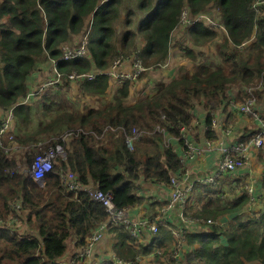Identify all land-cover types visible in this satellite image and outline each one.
I'll return each mask as SVG.
<instances>
[{
  "label": "trees",
  "instance_id": "trees-1",
  "mask_svg": "<svg viewBox=\"0 0 264 264\" xmlns=\"http://www.w3.org/2000/svg\"><path fill=\"white\" fill-rule=\"evenodd\" d=\"M136 1L139 11L146 13L139 26L142 42L130 29L132 15L125 18L124 31L119 34L122 0H0V108L14 111L15 141L27 146L45 134L58 137L66 129L85 131L67 143V160L46 173L43 187L25 174L9 175L6 170L15 167L17 159L0 150V216H16L28 227L23 233L15 226L0 227V264L58 260L67 250V240L76 237L77 245L84 246L90 234L108 219L104 204L87 190L70 191L61 184V169L74 171L85 185L93 182L112 196L118 209L130 208L144 200L139 195L140 180L168 183L182 169L183 162L166 142L165 132L184 144L181 128L191 126L197 103L209 110L207 139L215 136L214 111L227 108L235 99L229 96L233 85L243 87L235 99L241 102L249 98L247 88H252L264 116V89L259 88L264 80V5L257 14L252 7L254 0ZM186 7L192 17L217 8V15L212 16L225 27L224 38L219 41L217 30L205 22L180 27ZM177 27L192 45L214 43L216 59L199 60L204 52L197 53L187 44L184 50L194 61L193 71L180 66L171 82H159L154 94L134 104L127 103L129 80H124L111 98H103L110 85L106 73L77 80L81 92L100 99L98 107L85 110L70 106L63 84L58 83L43 95L36 93L41 114L48 120L41 119L39 126L31 128L34 107L23 101L32 92L31 77L45 70L51 59L57 60L65 86L70 85L72 72L105 71L120 55L130 59L138 56L146 68H156L168 60ZM83 35H87L88 56L61 60L64 44L71 40L79 44ZM245 42L249 43L241 49ZM133 129L143 135L130 149L126 137ZM32 161L33 155H28L29 166ZM14 202L21 203L20 213L14 209ZM219 202L220 198L203 202L194 214L217 219L222 213L233 219L224 226L191 230L186 238L195 247L185 264H264V208L241 216L233 212L246 203L243 198L223 209ZM214 205L217 208L212 210ZM109 230L117 235V258L135 260L142 253L164 248L159 264H173L172 250L164 243L166 237L156 235L153 244L143 248L124 226L110 225ZM160 230L170 235L166 227Z\"/></svg>",
  "mask_w": 264,
  "mask_h": 264
},
{
  "label": "built area",
  "instance_id": "built-area-1",
  "mask_svg": "<svg viewBox=\"0 0 264 264\" xmlns=\"http://www.w3.org/2000/svg\"><path fill=\"white\" fill-rule=\"evenodd\" d=\"M264 5V0H254L252 7L257 14L262 11V6ZM205 22L210 27L217 30L219 36H221L225 31V27L213 16L207 13H200L195 17L191 16L188 8H184L182 15L180 17V27L186 29L187 27L193 25L196 22ZM178 28V27H177ZM176 28V29H177ZM175 29V30H176ZM219 40V39H218ZM243 43L240 48L244 49L246 44ZM87 35L81 38L79 44H68L63 46V54L61 60H69L78 57H87ZM132 62L133 70L131 73H126L122 71L125 63ZM50 63L54 65V75L48 79V81L42 86V89L50 86L62 83L63 75L57 70V60L51 59ZM165 64V63H164ZM163 65V64H162ZM147 68L144 66L142 59L138 56H134L133 59L125 55L118 56L113 64L105 71L88 72L84 74H79L77 72H72L69 75V80L77 81L81 78L92 79L99 73H106L109 78L115 81L122 82L124 80H129L133 82L137 80L143 71ZM260 89H264V80L259 84ZM38 92V91H37ZM31 92L27 99L23 103H27L29 98L37 93ZM246 93L249 94V98L244 101H236L235 99L231 101L230 107L237 111L243 112L244 114L254 116L261 121L258 133L253 139V144L256 147L262 146L264 144V116L262 115L261 108L256 104L257 99L253 96V89L248 87ZM7 114L0 119V150L8 157H15L17 159V165L13 168H9L6 172L13 176L15 173H22L26 176L32 178L39 185H45V175L55 169L57 164L61 161H66L68 158L69 143L75 137H78L81 133L85 131L82 129H69L59 137L49 138V139H39L32 144L27 146L20 145L15 141V118L14 111L12 108L6 110ZM113 129V128H112ZM186 127L181 128V135L184 138L185 145L187 144L186 138ZM105 134V131L102 135ZM143 135V132L139 129H133V133L126 137V143L130 149L133 148L134 142ZM166 135V132H165ZM248 145L250 142L245 144L233 145L231 147L221 146L222 156L219 160L217 171L214 174L203 175L197 179V182L201 184H216L219 174L231 173L239 168L244 167L249 160V155L247 152ZM189 147L192 148L191 144ZM23 152L18 156V152ZM201 152L194 148L189 154L191 157ZM24 156V160H27L28 155H33L32 164L22 168V164L19 163L21 156ZM190 176V170L183 162V167L178 173H174L168 182L172 188L171 198L168 200L167 204H164L156 213L155 220L148 218H143L140 220H134L130 214L129 208L118 209L112 199L110 194L103 193L96 187H89L81 182L77 173L70 169H61L60 178L61 184L70 191H81L87 190L90 195L97 201L104 204L106 211L108 213V219L105 223L101 224L96 228L90 236L86 239V244L80 247V251L67 261L55 260L48 264H76L78 260L87 259L91 257L94 248L97 243H99L104 236L105 231L110 225L124 226L129 230L130 234L137 242H141V239L148 232L151 234L157 233L161 227H166L172 237H173V248L170 256L171 261H175L181 258V250L185 245L186 236L191 231L194 230L196 226L202 225H220L224 226L226 222L221 219L196 217L187 210V202L191 199V195L194 190V184L188 182ZM249 195L252 197L250 205L248 207L241 208L239 214L249 211L254 204L253 189L251 187H246ZM14 209L20 213L22 206L20 202H15L13 204ZM172 212L176 213V219H171L170 214ZM170 220L172 223H170ZM19 219L15 216L9 219H4L0 216V227H12L14 223L18 222ZM160 258V261L164 258V254L161 250L155 249L153 252ZM107 264H140V256L135 260H123L121 258H114Z\"/></svg>",
  "mask_w": 264,
  "mask_h": 264
},
{
  "label": "crops",
  "instance_id": "crops-1",
  "mask_svg": "<svg viewBox=\"0 0 264 264\" xmlns=\"http://www.w3.org/2000/svg\"><path fill=\"white\" fill-rule=\"evenodd\" d=\"M141 42L139 41V44H141ZM71 43H73L72 40L66 42L64 45ZM188 44L194 48L197 53H206L203 60L216 57L217 50L215 49V46H211L212 43H207L203 46H195L190 43V40H188ZM172 63H169L167 66L163 64L156 68H147L142 72L137 80L130 82V95L127 103L134 104L140 99L154 94L155 88L159 82H171L180 66H186L187 63L194 64V61L186 55V58L183 60L175 61L173 64ZM187 69L191 71L193 70V68ZM132 70L133 65L131 62L125 63L122 68V71L126 73H131ZM52 75H54V65L49 62L45 70L36 72L31 77V83L33 87V90L31 91H39V87L44 85L48 79L52 77ZM123 82L124 81L119 82L109 78L110 85L107 92H110L112 88H114V94H116L117 90L122 87ZM70 86L73 88V90L76 89L79 96L86 95L79 89L77 81L72 80L70 82ZM242 88L243 87L240 84L233 85L229 96L238 100L239 93L243 91ZM38 100L39 98L35 97L34 102H37ZM28 104H32V102H29ZM38 106L41 107V104ZM5 113L7 114L4 109L0 108V119L5 116ZM194 115L195 117L191 126L186 130V145L182 144L177 137L169 133L165 135L166 142L172 145L175 152L179 155L181 161L185 162L186 166L190 170L188 182H192L194 184V190H196H193L190 199L192 200V214L195 215L194 212L199 211L203 202L206 203L209 201H214L215 198H220L221 202H219L217 205H221L222 209L224 206L230 207V203H233L238 198H243L246 200V203L243 204L241 208L248 207L252 197L249 195L246 187H251L253 189V196L255 199L253 207L245 213L239 214L241 208L235 210L233 213H238L242 216L264 208V144L259 147H256L253 144V139L259 131L261 121L254 116L237 111L228 105L227 108L226 106L220 107L217 108L213 113V131L215 136L213 139H207V118L209 116V110H206L203 105L197 103ZM248 142H250V145H248L247 149L249 160L244 167L239 168L231 173L219 174L216 184H201L197 182V179L200 176L214 174L217 171L219 160L222 156L221 146L224 145L231 147L233 145L245 144ZM189 144H191L192 148L189 147ZM194 148L198 149L201 153L191 157L189 154ZM139 185L141 187L139 195L143 197L144 200L141 204L130 207V214L134 220H140L143 218L151 219V217L155 216L156 213L159 212V208L161 206L167 204L172 195V188L168 183H157L145 180H140ZM88 186L95 187L93 182H90ZM217 205L212 206L211 209L215 210ZM170 217L171 219H176V213L172 212ZM216 218L221 219L226 223L233 219L231 215L228 216L222 213H219ZM23 225H25V227H22L21 229L20 227ZM205 226L206 225L196 227L198 229H203ZM16 227L21 233L27 230V224L22 220L18 221ZM196 227L195 230H197ZM24 228L25 230H23ZM166 232L167 231L159 230L156 234H151L148 232V235L146 233L141 239L143 248L152 245L155 240V236L158 235L159 238L166 237L164 242L165 246H167V249L171 251L174 240L171 233L169 235V233L167 232L166 234ZM116 236L117 235L115 232H112L109 230V228H107L103 239L97 244L91 257L78 260L76 264H107L112 261L117 255L114 249V246L117 242ZM79 246L80 245H77V238L71 237L69 240H67V250L65 254L60 257L59 260L68 262L77 254L78 251H80ZM155 247H157V245ZM194 247L195 246L192 247L190 244H188L186 238L185 245L181 250V258L175 260L173 264H185L188 253L191 252ZM155 249L152 252L149 251L147 253H142L140 255V264H159L160 258L153 253ZM160 250L163 251L164 248ZM246 264L261 263L259 261H254L247 262Z\"/></svg>",
  "mask_w": 264,
  "mask_h": 264
},
{
  "label": "rangeland",
  "instance_id": "rangeland-1",
  "mask_svg": "<svg viewBox=\"0 0 264 264\" xmlns=\"http://www.w3.org/2000/svg\"><path fill=\"white\" fill-rule=\"evenodd\" d=\"M160 1L161 0H155V3L157 4ZM217 13H218V10L215 7H211L210 10L207 12V14L210 15V16L217 15ZM129 15H132L131 16L132 25H131L130 29H132V31L135 32V34L137 35V39H139L141 41L142 38H141V35H139V26L141 24V21H142L143 17L146 15V13H142V12L139 11L138 3H137L136 0H122V11H121V18L122 19L119 21V24L117 26L119 34L122 35V33L124 31L123 22H124L125 18L127 16H129ZM182 31L183 30H179V27L176 30L173 31L171 47H170L171 49H170V54H169L170 56H169L168 60L165 62L166 66L169 63H172V62L175 63V61H180V60H183L184 58H186V51L184 50V48L188 44V40L184 38V35H183ZM222 35L224 36V33ZM222 35L219 36V38H218L219 41L224 38ZM79 40H81V38H79ZM78 43H79V41H78ZM211 46L214 47L215 44L212 43ZM215 49H216V46H215ZM180 51L183 52L184 54L181 53ZM205 55H206V53H204L203 56H200L199 60L204 59ZM215 59H216V57H215ZM216 61H219V60H216ZM185 67L194 69V64L187 63ZM62 84L64 86V92H65V94H67V99H68V103H69L70 106H74L75 108L80 109V110H85L86 108H92V107L99 106L100 99L97 98L96 96H89V95H81V96H79L77 91H76V89L73 90V88L70 85L69 86H65L64 85L65 84L64 81L62 82ZM42 86L39 87V91H38V92H41V95H43L45 93L47 88L55 86V85H50V86H47V87H45L43 89H42ZM32 90H33V87H32ZM36 95L33 94L28 100V103L32 102V104H34L33 105V107H34V109H33L34 113L33 114L34 115H33V122H32V125H31V128L33 130L35 129L36 125L39 124L38 121H40L42 119L44 122H46L48 120V118L46 116H43L41 114V110L39 109L40 106H38L40 104L39 101L34 102V99H35ZM113 95H114V88H112V90L110 92H107L106 96H104L103 98L109 99ZM39 113H40V116L38 115ZM67 130L68 129H66L63 133H65ZM166 135H167V133H166ZM52 137L57 138L56 136H52ZM52 137L50 136V134L49 135L48 134L43 135V139L44 140L52 138ZM263 151H264V148H263ZM22 153L23 152L20 151L17 154L19 156ZM19 163L22 164V168L27 166V160L25 161L24 159H20ZM44 179H45V177H44ZM45 183H46V179H45ZM39 186H41V185H39ZM194 191H196V190H194ZM191 201L192 200H189L187 202V210L192 214V212H191L192 202ZM17 224H18V222L14 223L13 226L16 227ZM22 227H25V225L21 226L20 228L22 229ZM27 229H28V227H27ZM23 230H25V228ZM97 244H96V246H97ZM96 246H95V248H96ZM95 248H94V250H95Z\"/></svg>",
  "mask_w": 264,
  "mask_h": 264
},
{
  "label": "clouds",
  "instance_id": "clouds-1",
  "mask_svg": "<svg viewBox=\"0 0 264 264\" xmlns=\"http://www.w3.org/2000/svg\"><path fill=\"white\" fill-rule=\"evenodd\" d=\"M21 159H24V156L23 155L21 156Z\"/></svg>",
  "mask_w": 264,
  "mask_h": 264
}]
</instances>
